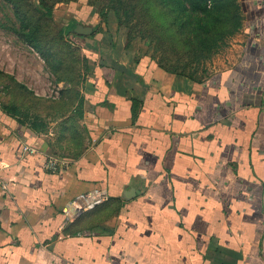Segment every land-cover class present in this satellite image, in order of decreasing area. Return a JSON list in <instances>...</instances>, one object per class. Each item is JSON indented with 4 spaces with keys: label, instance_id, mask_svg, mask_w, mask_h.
Here are the masks:
<instances>
[{
    "label": "crops",
    "instance_id": "crops-1",
    "mask_svg": "<svg viewBox=\"0 0 264 264\" xmlns=\"http://www.w3.org/2000/svg\"><path fill=\"white\" fill-rule=\"evenodd\" d=\"M247 11L239 59L203 79L100 38L77 151L0 110V264H264V3ZM95 188L110 200L66 222Z\"/></svg>",
    "mask_w": 264,
    "mask_h": 264
},
{
    "label": "rangeland",
    "instance_id": "rangeland-1",
    "mask_svg": "<svg viewBox=\"0 0 264 264\" xmlns=\"http://www.w3.org/2000/svg\"><path fill=\"white\" fill-rule=\"evenodd\" d=\"M116 1L47 0L50 12L40 0H0V110L67 136L63 145L77 151L84 137L82 89L100 38L111 35L114 46L127 38L126 48L150 55L161 69L203 79L239 59L248 5L264 3ZM77 26L92 31L81 34Z\"/></svg>",
    "mask_w": 264,
    "mask_h": 264
},
{
    "label": "built area",
    "instance_id": "built-area-1",
    "mask_svg": "<svg viewBox=\"0 0 264 264\" xmlns=\"http://www.w3.org/2000/svg\"><path fill=\"white\" fill-rule=\"evenodd\" d=\"M61 159L49 155L47 160L48 169L55 171L62 164ZM110 200V193L106 188H95L82 192L68 201L63 208L66 222L78 220L84 213L96 209L99 205Z\"/></svg>",
    "mask_w": 264,
    "mask_h": 264
},
{
    "label": "trees",
    "instance_id": "trees-1",
    "mask_svg": "<svg viewBox=\"0 0 264 264\" xmlns=\"http://www.w3.org/2000/svg\"><path fill=\"white\" fill-rule=\"evenodd\" d=\"M113 1H115L114 3H116V4L119 3V2L116 1V0H113ZM193 1H195V2H197V3L199 4V3H201V2L204 1V0H193ZM40 3H41L42 5H44V7H46V8L51 12L52 9H51V7L49 6L47 0H40ZM116 4H115L114 6H116ZM116 9H117V7H116ZM48 13H49V12H48ZM13 114H15V113H13Z\"/></svg>",
    "mask_w": 264,
    "mask_h": 264
},
{
    "label": "water",
    "instance_id": "water-1",
    "mask_svg": "<svg viewBox=\"0 0 264 264\" xmlns=\"http://www.w3.org/2000/svg\"><path fill=\"white\" fill-rule=\"evenodd\" d=\"M77 31L80 32L81 34H90L92 29L89 27L82 28L81 26H77Z\"/></svg>",
    "mask_w": 264,
    "mask_h": 264
}]
</instances>
